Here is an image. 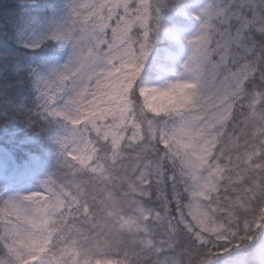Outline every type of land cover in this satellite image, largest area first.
<instances>
[{
	"label": "snow or ice",
	"instance_id": "snow-or-ice-1",
	"mask_svg": "<svg viewBox=\"0 0 264 264\" xmlns=\"http://www.w3.org/2000/svg\"><path fill=\"white\" fill-rule=\"evenodd\" d=\"M161 5L65 0L43 39L69 51L36 81L67 171L0 200V264H264V6L192 13L172 76L212 103L159 121L133 100ZM122 69V106L103 103Z\"/></svg>",
	"mask_w": 264,
	"mask_h": 264
},
{
	"label": "trees",
	"instance_id": "trees-1",
	"mask_svg": "<svg viewBox=\"0 0 264 264\" xmlns=\"http://www.w3.org/2000/svg\"><path fill=\"white\" fill-rule=\"evenodd\" d=\"M199 1L204 0H162V18L145 71L140 75L142 84L164 68L176 67L173 55L183 52L186 46L165 33L174 28H194L193 18H186L183 12ZM249 2L264 6V0ZM22 9L16 0H0V193L11 188L21 192L38 187L42 179L50 175L58 178L67 171L56 139L58 133L62 134L63 122L36 112L37 81L32 73V69L45 72L67 47L52 40L35 48L17 43L16 17Z\"/></svg>",
	"mask_w": 264,
	"mask_h": 264
},
{
	"label": "rangeland",
	"instance_id": "rangeland-1",
	"mask_svg": "<svg viewBox=\"0 0 264 264\" xmlns=\"http://www.w3.org/2000/svg\"><path fill=\"white\" fill-rule=\"evenodd\" d=\"M16 1H18L23 6L22 11L17 12V17H16V21L18 22L16 27L17 32L15 35L16 42L24 46H27L29 48H33L31 47V45L35 43L39 42V45H41L43 42L51 40V39L45 40L43 39V37L56 26L57 22L62 17L64 13L63 6L65 0H40V2L37 0H16ZM206 2L207 0L191 3L188 10L183 12V16H185L186 18H192V13L194 11H197L199 8L203 7ZM161 18L162 15L160 16V20ZM197 27L198 25L196 24V26L192 29L174 28L168 30L165 33L166 37L171 38L174 41L185 43L186 46L185 50L177 55H173L176 65L178 61L182 60L189 53L190 47L186 37L191 36L196 31ZM68 51L69 49L67 48L66 52L59 59L53 61L48 66L45 72L63 63V61L67 56ZM14 66H16V64ZM155 67L159 69L162 68L159 64H156ZM175 68L174 69H169L168 67L164 68L162 72L156 73L151 78V80H149L146 84L159 85L165 83L169 78H171L172 73L175 71ZM143 71H145V69H143ZM45 72H40L39 70L36 71L32 69V73L35 75L37 73H45ZM36 95L40 105L41 97L38 92V88L36 90ZM36 112H38V110ZM39 189L40 186L19 192L17 189L11 188L0 193V200L7 199L8 197L15 196L17 194H23L28 191H37Z\"/></svg>",
	"mask_w": 264,
	"mask_h": 264
},
{
	"label": "clouds",
	"instance_id": "clouds-1",
	"mask_svg": "<svg viewBox=\"0 0 264 264\" xmlns=\"http://www.w3.org/2000/svg\"><path fill=\"white\" fill-rule=\"evenodd\" d=\"M123 71L122 69L121 72L110 77L112 83L106 85L103 103L108 105L120 103L122 106L123 102L119 98L124 94L129 79L121 75ZM133 102L138 113L159 121L167 120L181 111L202 109L212 103L210 97L200 94L197 88L185 83L182 77L175 76H171L165 83L159 85L141 84L136 90ZM34 235L41 234L34 233ZM25 244L30 245V241L25 240Z\"/></svg>",
	"mask_w": 264,
	"mask_h": 264
}]
</instances>
